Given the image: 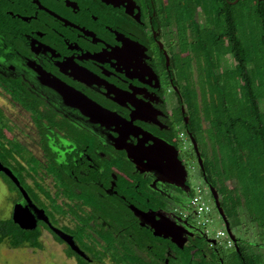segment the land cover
Here are the masks:
<instances>
[{
    "label": "flooded vegetation",
    "instance_id": "1",
    "mask_svg": "<svg viewBox=\"0 0 264 264\" xmlns=\"http://www.w3.org/2000/svg\"><path fill=\"white\" fill-rule=\"evenodd\" d=\"M204 11L198 0H0V219L40 241L0 246L48 240L63 264L233 263L199 224L188 181L190 165L205 183L192 137L206 160L187 101L192 43L219 35Z\"/></svg>",
    "mask_w": 264,
    "mask_h": 264
},
{
    "label": "trees",
    "instance_id": "2",
    "mask_svg": "<svg viewBox=\"0 0 264 264\" xmlns=\"http://www.w3.org/2000/svg\"><path fill=\"white\" fill-rule=\"evenodd\" d=\"M198 2L209 16L216 15L214 21L219 35L193 42L195 54L191 61L197 86L187 87V101L195 109L197 125L201 123L200 116L206 123L201 141L206 153L203 164L208 181L218 190L226 217L237 228L239 207L250 216L251 222L264 219V1ZM216 147L222 152L219 156H224L223 160L219 157L217 163L213 158ZM214 163L218 167H214ZM238 164L247 165L243 168L248 175L250 173L252 181L250 186L243 187L245 199L253 188L257 189L253 195H259L260 205L256 206L254 214L248 203L235 201V205L233 199L231 203L232 190L216 182L223 174L224 180L230 179L233 188L238 189L242 182L236 169ZM259 210H263L262 215ZM37 237L36 232L21 230L10 219H0V242L14 248L39 247ZM262 241L264 244V239ZM237 247L241 264H264L261 253H247V246L240 243Z\"/></svg>",
    "mask_w": 264,
    "mask_h": 264
},
{
    "label": "rangeland",
    "instance_id": "3",
    "mask_svg": "<svg viewBox=\"0 0 264 264\" xmlns=\"http://www.w3.org/2000/svg\"><path fill=\"white\" fill-rule=\"evenodd\" d=\"M242 2H249V0H241ZM235 4V3H232ZM205 14L208 15L210 14L207 11H204V16ZM209 16V15H208ZM194 44L192 43V46ZM188 70L190 72V68L188 67ZM189 79H191V77H189L188 75V81ZM264 108V105H263ZM200 120L203 123V126H206V123L203 122L202 116H200ZM202 142V141H201ZM184 146V147H183ZM183 146L182 149L184 151H188L189 150V142L188 140H184L183 142ZM201 146L203 147V145L201 144ZM217 146V143H216ZM216 147V149H214V162H216L218 160V158L222 157L221 159L223 160L224 156H219V153L222 154V152H219V148ZM187 153V152H186ZM217 163V162H216ZM214 167H218L216 166V164L214 163ZM243 166L245 168H247V165L243 164ZM243 166L241 165H237L236 169L238 170V172H240L239 174L241 175V181L240 182V187H238V189L235 190V188H233L232 184L233 182L229 179V180H224L223 178V174L221 176H219V180L216 181L218 185H222L224 183V185L226 186V188L228 190H232V195H231V200L233 199L234 204L235 201H239V202H244L250 204V209H252V213L254 214V212L256 211V208L259 207L260 203H259V195L254 196L253 193L257 192L256 188L250 189V193L249 194V198L245 199V197L243 196V187L245 186V184H249V186L251 185L250 182V173L248 175V173L245 171V169L243 168ZM221 172V171H220ZM220 172L218 173V175H220ZM217 175V174H216ZM188 181L190 182V184L192 185V187H195L197 185L199 186H204V182L202 181V179L200 178V174L199 171L196 169V167H191L190 165H188ZM237 183V182H236ZM235 184V183H234ZM238 184V183H237ZM236 184V185H237ZM4 186L3 184H0V193L4 191ZM243 190V191H242ZM235 192V193H234ZM4 194V193H3ZM208 202H209V206H210V211L206 214V216L208 218H210L208 225V230L209 233L214 235L215 231L217 229H220L222 227V221L219 218L213 203L211 201L210 196L208 195ZM244 200V201H243ZM1 202V201H0ZM233 203V202H231ZM236 205V204H235ZM257 206V207H256ZM239 207V206H238ZM238 212H239V224L237 226V230L235 228V226H233V222L231 220V229L233 231V233H236L238 236L240 235L238 232L244 233V231L247 233V235L253 240V241H260L263 243V239H264V219H258V220H254L253 222H251V218L250 216H248L245 212V210L242 207L237 208ZM9 212V205H8V201L7 200H2V202L0 203V213L3 215H8L7 213ZM260 214L262 215L263 210H259ZM259 214V215H260ZM2 217V216H0ZM226 238L224 236H220L218 238V242L220 243L221 248L224 251V254L227 256V258L232 259L231 264H241L240 259H238L236 252L234 251V249L232 247L227 246V242H226ZM42 247L40 249H32V248H16V249H9V247H7L6 245H1L0 246V264H63L64 263V258L61 254V251L59 249V246H57L54 243H51L50 241L46 240L44 241V243H42ZM247 247L245 248V252L249 253H261L262 257L264 258V249L262 248H256L252 245H246Z\"/></svg>",
    "mask_w": 264,
    "mask_h": 264
},
{
    "label": "water",
    "instance_id": "4",
    "mask_svg": "<svg viewBox=\"0 0 264 264\" xmlns=\"http://www.w3.org/2000/svg\"><path fill=\"white\" fill-rule=\"evenodd\" d=\"M237 1L238 0H232L230 3H236ZM191 141H192V144H193V147H194V150H195V155L197 156L198 166L200 167V169L202 171L203 180L205 181V183L207 185V188H208V191H209V193H210V195L212 197L213 206H214L219 218L221 219V221H222V223L224 225V228H225V231L227 233L228 238L233 243V246L235 247V250L239 251V249L237 247L238 238L233 233V231H232V229L230 227V222L227 219L226 214L224 212V209H223V207L221 205V202H220L221 201V195L218 193L217 189L212 185V183L207 180L206 172H205V168H204V164H203L204 158L201 156V152L198 149L197 143L195 142L193 137L191 138ZM0 169H3L1 163H0ZM3 170H6V169H3ZM5 172L8 173V171H5ZM13 219L16 221L14 215H13ZM156 234H159V233L156 232Z\"/></svg>",
    "mask_w": 264,
    "mask_h": 264
},
{
    "label": "built area",
    "instance_id": "5",
    "mask_svg": "<svg viewBox=\"0 0 264 264\" xmlns=\"http://www.w3.org/2000/svg\"><path fill=\"white\" fill-rule=\"evenodd\" d=\"M194 193L192 197V203L195 206L196 214L198 217V222L204 228L205 232H208V223L210 218L206 216V214L210 211V206L208 202V188L206 186H195L193 187ZM223 224V223H222ZM214 236L218 239L220 236H224L227 240V246H231L232 242L228 238L227 233L225 231L224 225L220 229H217L214 233Z\"/></svg>",
    "mask_w": 264,
    "mask_h": 264
}]
</instances>
